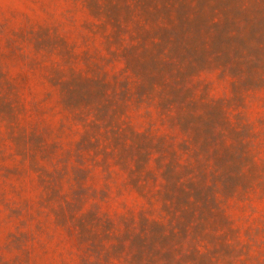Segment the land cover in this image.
I'll use <instances>...</instances> for the list:
<instances>
[{"label": "rangeland", "instance_id": "1", "mask_svg": "<svg viewBox=\"0 0 264 264\" xmlns=\"http://www.w3.org/2000/svg\"><path fill=\"white\" fill-rule=\"evenodd\" d=\"M0 264H264V0H0Z\"/></svg>", "mask_w": 264, "mask_h": 264}]
</instances>
